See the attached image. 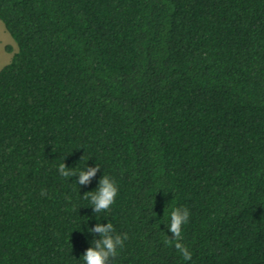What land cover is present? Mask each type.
<instances>
[{"label":"trees","instance_id":"obj_1","mask_svg":"<svg viewBox=\"0 0 264 264\" xmlns=\"http://www.w3.org/2000/svg\"><path fill=\"white\" fill-rule=\"evenodd\" d=\"M0 21V264H84L108 223V264H264V0H0Z\"/></svg>","mask_w":264,"mask_h":264},{"label":"clouds","instance_id":"obj_2","mask_svg":"<svg viewBox=\"0 0 264 264\" xmlns=\"http://www.w3.org/2000/svg\"><path fill=\"white\" fill-rule=\"evenodd\" d=\"M58 171L65 178L77 176V172L68 169L65 163L59 165ZM98 171L99 166L80 171L78 173V184L85 185L90 183L91 178L96 176ZM118 191L119 189L115 181L105 175L100 181L99 188L95 192L86 194L84 199H90L96 213L107 212L115 203ZM189 217L190 212L186 207L173 208L170 213V223L168 224V231L171 233V236L166 237V243H174L176 250L188 261L192 259V256L188 248L181 241L183 240V226L189 221ZM92 231L101 234L102 239L95 242L94 248L87 250L86 254L82 257L84 264H108L110 258H115L118 255V249L124 246L127 236L125 235L121 238L120 235H111L115 231L112 223H108L107 226L98 224Z\"/></svg>","mask_w":264,"mask_h":264},{"label":"rangeland","instance_id":"obj_3","mask_svg":"<svg viewBox=\"0 0 264 264\" xmlns=\"http://www.w3.org/2000/svg\"><path fill=\"white\" fill-rule=\"evenodd\" d=\"M8 48H11L12 52H9ZM17 51V44L7 32L3 22L0 21V71L11 62Z\"/></svg>","mask_w":264,"mask_h":264}]
</instances>
